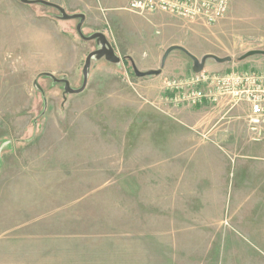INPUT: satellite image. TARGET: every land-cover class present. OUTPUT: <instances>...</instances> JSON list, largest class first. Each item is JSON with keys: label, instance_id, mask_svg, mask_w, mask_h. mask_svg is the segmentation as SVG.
I'll use <instances>...</instances> for the list:
<instances>
[{"label": "rangeland", "instance_id": "1", "mask_svg": "<svg viewBox=\"0 0 264 264\" xmlns=\"http://www.w3.org/2000/svg\"><path fill=\"white\" fill-rule=\"evenodd\" d=\"M45 1L85 15L84 36L105 35L120 62L94 57L67 93L54 78L80 90L100 42L55 8L0 0V264H264V161L193 126L218 120L216 104L164 89L194 72L183 50L211 74L263 70L244 56L264 51V0H230L211 26L131 13V0ZM245 135L262 155L248 121ZM195 143L225 158L196 175Z\"/></svg>", "mask_w": 264, "mask_h": 264}, {"label": "built area", "instance_id": "2", "mask_svg": "<svg viewBox=\"0 0 264 264\" xmlns=\"http://www.w3.org/2000/svg\"><path fill=\"white\" fill-rule=\"evenodd\" d=\"M229 6L230 0H131L127 10L139 15L163 13L211 26L226 16ZM164 89L173 95L172 103L182 106L217 105L222 101L248 105L251 141L264 144V69L225 74L202 70L187 79L166 80Z\"/></svg>", "mask_w": 264, "mask_h": 264}, {"label": "crops", "instance_id": "3", "mask_svg": "<svg viewBox=\"0 0 264 264\" xmlns=\"http://www.w3.org/2000/svg\"><path fill=\"white\" fill-rule=\"evenodd\" d=\"M167 75L166 77H170L174 75L173 70L168 69L164 70L160 76ZM212 108L209 106H212L209 103H206V107ZM214 109L216 110L215 113L217 114L218 120H212L210 118V123H208V126L206 127V121H200L198 119H195L193 126L197 129V127H205L206 130L204 133H207V135L214 136L215 140H218L220 142H223L227 144L226 142L231 143L238 142L243 143L242 149H244L243 153L236 154V157H244L250 160H263L264 161V152L262 155H259L258 149L255 148V145H248L246 144V129H247V121L248 116L250 113L249 106L246 104H243L238 107H232L227 101H223L217 105L214 106ZM192 149L195 153L193 156L195 159H197L199 162L197 163L195 168H198V170L193 169V173L195 172L196 175H203L205 174L204 167L206 166V169H209V167H213V165H209V160L211 157L214 158H225V156L217 149L213 148L212 146L208 145H202L195 143L194 146H192ZM205 153H207L205 155ZM208 159V160H207ZM204 160V161H202ZM207 160V161H206ZM206 161V162H205ZM264 165V164H263ZM226 163L222 168H220L219 175L223 178L225 176V169ZM193 166H188L185 170V174L189 176L192 172ZM222 169V170H221ZM264 169V167H262ZM208 173V172H207ZM189 178V177H188ZM187 190V189H186Z\"/></svg>", "mask_w": 264, "mask_h": 264}, {"label": "water", "instance_id": "4", "mask_svg": "<svg viewBox=\"0 0 264 264\" xmlns=\"http://www.w3.org/2000/svg\"><path fill=\"white\" fill-rule=\"evenodd\" d=\"M21 2L23 4H26V5L41 4V5H45V6H48V7L55 8L62 14L64 20H76V19H79L80 22H79V24L77 26V32H78L79 36L83 40L88 41V42L89 41H98V42H100L101 49L91 53L87 57L86 64H85V67H84V70H83L84 84H83V87L80 90L71 89L69 82L66 81V80H57V79L54 78L55 81L62 82V83L65 84V91L67 93H69V94H79V93L83 92V90L86 87L87 81H88V72H89V68H90L91 62H92L94 57H98V58L106 57L107 60L109 62L113 63V64H118L120 62V59L116 56L112 45L110 44V42L108 41V39L106 38L105 35L99 33V34L92 35L90 37H85L84 36V34L82 33V27H83V25H84V23L86 21L85 15L78 14V15H71L70 16V15H68L65 12V10L61 6H59L57 4H53V3L47 2L45 0H21ZM174 50H175V48H171V49H169L166 52V54H165V56L163 58V65L166 63L167 58L170 55V53L172 51H174ZM183 51H184L185 54H187L195 62L194 72H201L202 70H204L205 61L207 60V58H205L202 63H199L198 59L195 58L193 55H191L188 51H186V50H183ZM259 55L260 56H264V51H251V52L247 53L244 57L245 58H250V57L259 56ZM216 60L218 62H224L225 61V60H219V59H216ZM135 73H136V75L138 77H145L147 75H158L160 72H150V73L144 74V73H140V72H138L136 70ZM48 75L53 77L51 74H48Z\"/></svg>", "mask_w": 264, "mask_h": 264}]
</instances>
